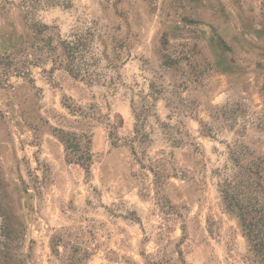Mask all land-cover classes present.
I'll list each match as a JSON object with an SVG mask.
<instances>
[{
    "label": "rangeland",
    "instance_id": "374dc122",
    "mask_svg": "<svg viewBox=\"0 0 264 264\" xmlns=\"http://www.w3.org/2000/svg\"><path fill=\"white\" fill-rule=\"evenodd\" d=\"M55 1L26 19L0 0L8 262L247 264L220 183L233 150L264 194V0ZM31 24L86 37L89 79L35 49ZM60 131L88 137V169Z\"/></svg>",
    "mask_w": 264,
    "mask_h": 264
},
{
    "label": "trees",
    "instance_id": "16d2710c",
    "mask_svg": "<svg viewBox=\"0 0 264 264\" xmlns=\"http://www.w3.org/2000/svg\"><path fill=\"white\" fill-rule=\"evenodd\" d=\"M56 3L55 0H45ZM38 0H21L20 6L27 19L29 9L33 8ZM31 35L39 44L35 43V49L50 55L52 65L66 70L72 77L88 80L90 67L86 60L87 39L77 37L74 40L53 38L45 35L48 26L44 24H31ZM40 45V46H39ZM5 59L8 60V57ZM82 72V73H81ZM86 76V77H85ZM88 76V77H87ZM59 139L63 142L66 155L70 154V160L88 169L91 160L89 140L86 135L60 131ZM85 138V142H83ZM229 158L232 161L233 176L226 177L220 183V196L224 209L234 214L238 224L247 240V264H264V194L261 193V170L254 160L247 165L237 159L235 151L230 150ZM157 174V173H156ZM7 245L2 243L0 251V264H10L6 257ZM6 258V260H5ZM18 261V260H17ZM16 263V257L14 258Z\"/></svg>",
    "mask_w": 264,
    "mask_h": 264
}]
</instances>
